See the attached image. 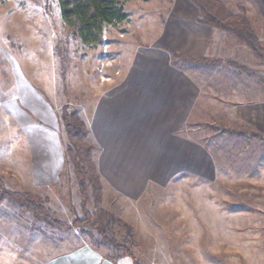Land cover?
<instances>
[{
    "label": "rangeland",
    "instance_id": "374dc122",
    "mask_svg": "<svg viewBox=\"0 0 264 264\" xmlns=\"http://www.w3.org/2000/svg\"><path fill=\"white\" fill-rule=\"evenodd\" d=\"M174 1L178 3L176 0H130L124 5L130 18L119 25L106 26L101 43L93 46L83 45L68 35L57 0L1 1L0 97L4 93L14 98V88L22 78L29 89L39 90L37 94L41 90L46 92L56 113L61 104H69L78 108L80 117L85 119L99 98V90L108 89L113 84L111 80L120 75L137 41L147 42L151 37L153 41L161 39V29L165 25V17L160 18L161 10ZM221 2L231 12L244 9L258 40L264 45V17L257 13L254 3L251 0ZM139 15H143L140 16L142 21L137 18ZM56 47L68 59L66 92H62L57 75V58L53 51ZM222 51L217 65L185 64L177 60L200 85L201 96L207 92L212 95L205 110L193 112L184 134L209 152L216 168L214 176L180 175L167 183H149L135 200H125L107 189L102 191L101 205L117 212L133 227L137 238L133 250L140 264H264V137L254 138L247 132L256 128L264 135V110L246 102L254 93H260L256 77L264 74V57L262 60L254 56L245 45L231 40L224 41ZM109 75L112 78L105 80ZM37 78L43 80V86L38 84ZM14 105L12 101L10 106ZM16 113L22 126L25 113H29L25 109ZM16 123L10 112L0 108V153L14 152L11 142L14 143V132L20 130ZM223 128L236 132L221 135ZM241 131L246 136L237 134ZM59 135L63 141L61 129ZM88 138L93 143L89 134ZM9 146L11 149L7 150ZM93 153L96 161L98 152L94 150ZM65 169L61 178L71 179L70 167L65 166ZM1 171V181L10 189L8 184L12 176ZM66 188V198L62 190L61 194L48 191L53 198L49 207L58 218L70 223L79 213L80 196L75 182L73 185L67 183ZM36 192L47 195L45 191ZM3 196L0 215L6 216L7 221L19 220L25 232V239L21 240L23 249L17 253L23 252L26 256L28 250V259L34 262L29 253L34 250V242L26 239V233H31L30 226L41 228V225L35 224L28 212L21 211L15 199ZM2 221L0 217V230L3 231L5 223ZM70 231L51 229V234L59 238L60 253L83 246L87 248L82 250H92L85 234L77 229ZM4 240L0 237V264H4L1 248ZM9 263L19 264L18 255Z\"/></svg>",
    "mask_w": 264,
    "mask_h": 264
},
{
    "label": "crops",
    "instance_id": "0c3cea01",
    "mask_svg": "<svg viewBox=\"0 0 264 264\" xmlns=\"http://www.w3.org/2000/svg\"><path fill=\"white\" fill-rule=\"evenodd\" d=\"M176 1L178 3L174 1V5L161 10L160 18L165 17L161 39L153 41L151 37L147 42L137 41L133 56L126 61L120 75L111 80L113 84L108 89L99 90L97 102L93 103L86 118L82 117L94 150L98 152L95 165L103 182V191H114L125 200L140 197L149 183L163 184L175 176L190 174L209 178L214 176L216 169L204 146L184 134L193 112L205 110L212 95L207 92L201 96L200 85L189 76L184 64L177 61L183 59L170 52L197 61L217 62L226 40L218 29L197 22L196 6L187 0ZM140 16L143 15L137 17L139 20ZM13 77L16 78L14 73ZM111 78L109 75L105 80ZM256 78L260 93H254L246 102L264 110V74ZM19 80L14 88V98L4 93L0 97V108L10 112L20 129L14 132V143L11 142L14 152L0 153V171L14 178H9L11 190L45 191L52 206L53 198L48 191L59 194L62 190L66 198V184L74 183L73 177L61 178L66 169L58 110L63 104L56 113L44 90L37 94L39 90L29 89L25 79ZM42 81L38 79L40 86H43ZM44 86L48 88V85ZM12 101L15 105L11 107ZM54 103L58 104L57 98ZM22 109L29 114L25 113L26 120L21 126L16 111ZM255 131L260 134L259 130ZM10 149L9 146L7 150ZM0 217L5 223L3 231L0 230V237L6 239L1 246L4 264H10L16 255L19 264H113L93 250H82L86 246L60 253L57 235L53 236L50 229L30 226L29 231L32 230L29 235L26 233V239L34 242V250L29 251L34 257L33 262L28 259V250L26 256L23 252L17 253L23 249L21 240L25 239L21 222L7 221L4 215ZM125 259L116 264H132L131 260Z\"/></svg>",
    "mask_w": 264,
    "mask_h": 264
},
{
    "label": "trees",
    "instance_id": "16d2710c",
    "mask_svg": "<svg viewBox=\"0 0 264 264\" xmlns=\"http://www.w3.org/2000/svg\"><path fill=\"white\" fill-rule=\"evenodd\" d=\"M127 1L57 0V7L68 35L83 45L93 46L101 43L102 31L106 26L119 25L128 19L124 6ZM189 1L198 10L197 22L218 29L226 41L231 40L245 45L254 56L263 60L264 45L258 40V34L254 30L253 23L244 13V9L240 12H231L224 7L222 0ZM251 1L256 6L257 13L264 17V0ZM53 51L57 58V75L61 82V89L62 92H66V62L68 59L61 49L56 47ZM170 55L182 58L185 64L217 65L220 61L210 63L197 61L174 52H170ZM80 116L78 108L70 107L69 104H63L60 109L59 123L64 134V165L70 167L80 196L79 213L74 215V219L67 223L58 218L49 207L47 195L27 190L6 189L1 178L0 202L4 194L11 196L17 201L18 208L28 212L29 218L35 224L39 222L42 229H57L59 232L77 229V232L87 236V242L93 251L113 264L123 258H129L132 264H140L133 250V247L137 245L133 227L117 212L101 205L103 182L99 177L97 165H95L94 145L89 141L86 122ZM235 132L227 128L220 131L221 135H231ZM247 132L254 138L262 137L253 129H248ZM237 134L245 135V132L241 131ZM262 138L260 141H263Z\"/></svg>",
    "mask_w": 264,
    "mask_h": 264
}]
</instances>
